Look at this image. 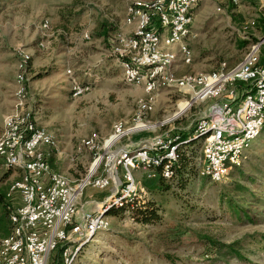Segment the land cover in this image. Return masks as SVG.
Returning a JSON list of instances; mask_svg holds the SVG:
<instances>
[{
  "label": "rangeland",
  "instance_id": "obj_1",
  "mask_svg": "<svg viewBox=\"0 0 264 264\" xmlns=\"http://www.w3.org/2000/svg\"><path fill=\"white\" fill-rule=\"evenodd\" d=\"M131 1L135 0H0V134L3 118L13 111L17 53L24 50L31 56L25 81L27 111L54 137L56 150H48L56 161L53 168L70 180L83 178L93 162V155L77 153L80 140L92 132L104 139L113 123L131 121L138 100L146 97L142 88L124 83L108 42L115 33L128 31L123 19ZM192 15L193 60L190 66H180L179 75L212 73L221 63L235 65L251 44L264 38V0H242L236 6L227 0H205ZM44 21L47 31L41 30ZM71 77L90 90L72 98ZM226 96L206 99L167 122L178 105L182 112L187 109L183 102L189 98L162 91L146 119L162 125L121 145L140 146L158 134L191 137L196 123L216 112ZM181 150L190 164L172 181L146 183L141 171L134 173L143 192L133 210L111 209L118 212L109 215L108 231L82 247L73 264H264V128L244 153L243 164L224 183L198 176L201 141L193 140ZM20 176L18 170L5 171L0 164V191ZM237 185L243 190L235 191ZM255 195L262 203H254ZM98 198L89 189L83 202ZM147 206L153 207L155 217L144 222L137 210ZM204 235L224 245L240 242L243 260L213 255L198 240Z\"/></svg>",
  "mask_w": 264,
  "mask_h": 264
},
{
  "label": "built area",
  "instance_id": "obj_2",
  "mask_svg": "<svg viewBox=\"0 0 264 264\" xmlns=\"http://www.w3.org/2000/svg\"><path fill=\"white\" fill-rule=\"evenodd\" d=\"M204 1L135 0L126 6L123 21L128 31L115 33L108 42L124 83L142 88L146 97L138 100L131 121L113 123L104 139L92 132L80 140L77 153L93 155V162L79 180L51 168L48 150H56V141L26 107L31 56L24 50L17 53L18 84L13 111L3 118L0 164L5 171L18 170L21 176L7 192L9 233L0 239V264H73L82 247L108 231L111 209L141 198L143 189L134 173L141 171L148 181L172 179L180 147L193 140L201 141L197 164L201 178L224 183L230 171L243 164L244 153L264 128V38L251 44L235 65L221 63L212 73L179 75L180 66L192 63V14ZM227 1L236 6L242 0ZM48 26L44 21L41 30L47 31ZM83 38L89 39L88 35ZM89 90L70 78L72 98ZM165 90L178 91L190 104L183 112L177 107L167 122L181 118L206 99L223 94L227 99L196 123L191 137L158 134L140 146L121 147L130 137L155 132L162 125L146 119ZM89 189L100 198L94 210L85 211L82 199Z\"/></svg>",
  "mask_w": 264,
  "mask_h": 264
},
{
  "label": "trees",
  "instance_id": "obj_3",
  "mask_svg": "<svg viewBox=\"0 0 264 264\" xmlns=\"http://www.w3.org/2000/svg\"><path fill=\"white\" fill-rule=\"evenodd\" d=\"M103 31H104V29H102L103 34H107L106 31L105 32H103ZM102 33H100V36H102ZM186 145L187 144L180 147V149L178 151V159L174 165L175 175L172 179H170L168 181H172L175 178L177 172L179 174H181L183 170L185 171L188 163L190 164L189 158L185 155V152L181 150L182 147H184ZM234 169H237V167L233 168L232 170H234ZM231 171H230V173H231ZM234 190L239 192V191L243 190V188L241 186L237 185L236 189H234ZM7 192H8V187H4L2 189V191H0V209H2L0 212V239L6 237L9 233V225H8V213H9L8 201L9 200L7 198V195H6ZM223 198H225V197L223 195H221V198H220L221 201L223 200ZM253 200H255V202H254L255 204L262 203V200L260 199V197L258 198L256 195H255V199H253ZM135 205H136V203L128 204V205H125L124 207H122L120 209L124 210V209L131 207L130 209L133 210ZM229 206L233 209L234 212H236V210L233 208L232 204H229ZM115 212H118V211H116V210L110 211L108 213V216L115 214ZM137 212L139 215L144 217V219H145L144 222H147L146 220H148V218L152 219L153 217H155V215H154L155 213H153L154 209L152 206H147L143 210L142 209L137 210ZM235 214H237V213H235ZM237 216H238V219L240 220L241 219L240 216L239 215H237ZM198 240L202 244V246L204 248H206L209 252L213 253V255H216L219 257L226 256V255H232V257H234V258L236 257L237 259H239V261L243 260V257L241 256V253H240V251L243 250V247L241 246L240 242H235V243H232L230 245H224V244L219 243L216 240H214L213 238L206 236V235L200 236L198 238ZM215 260L217 261L219 259L217 258ZM167 261L172 262V259L167 257Z\"/></svg>",
  "mask_w": 264,
  "mask_h": 264
},
{
  "label": "crops",
  "instance_id": "obj_4",
  "mask_svg": "<svg viewBox=\"0 0 264 264\" xmlns=\"http://www.w3.org/2000/svg\"><path fill=\"white\" fill-rule=\"evenodd\" d=\"M121 147H123V145H121ZM52 158V157H51ZM59 160V159H58ZM50 162V165H51V168L53 171L57 172L54 168H53V165L55 164L56 161L52 162V159L49 160ZM59 173V172H58ZM137 177V175H136ZM146 183H152V182H155L153 180L151 181H145ZM82 202H83V199H82ZM95 204H97V200H94L93 202H90V203H87V202H83L82 203V210H85V211H90V210H94L95 208Z\"/></svg>",
  "mask_w": 264,
  "mask_h": 264
},
{
  "label": "bare ground",
  "instance_id": "obj_5",
  "mask_svg": "<svg viewBox=\"0 0 264 264\" xmlns=\"http://www.w3.org/2000/svg\"><path fill=\"white\" fill-rule=\"evenodd\" d=\"M183 103H185V104L187 105L186 107H187V109H188L189 106H190V104H189V103H186V102H183ZM178 107H179V105H178ZM187 109H186V110H187ZM184 111H185V110H184ZM179 112H180V109H179ZM97 161H98V164H99V160H97ZM97 161H96V162H97ZM96 162H95V163H96ZM95 163H94V164H95ZM94 164H93V165H94ZM98 164H97V165H98ZM93 165H92V167H93ZM97 165H96V166H97ZM94 168H95V167H94ZM94 168H93V169H94Z\"/></svg>",
  "mask_w": 264,
  "mask_h": 264
}]
</instances>
